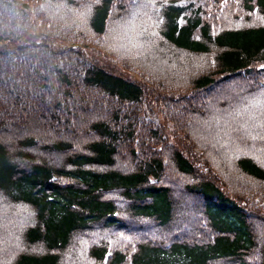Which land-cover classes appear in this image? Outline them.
Wrapping results in <instances>:
<instances>
[{
	"label": "trees",
	"instance_id": "1",
	"mask_svg": "<svg viewBox=\"0 0 264 264\" xmlns=\"http://www.w3.org/2000/svg\"><path fill=\"white\" fill-rule=\"evenodd\" d=\"M0 228V264H264V0H0Z\"/></svg>",
	"mask_w": 264,
	"mask_h": 264
},
{
	"label": "rangeland",
	"instance_id": "2",
	"mask_svg": "<svg viewBox=\"0 0 264 264\" xmlns=\"http://www.w3.org/2000/svg\"><path fill=\"white\" fill-rule=\"evenodd\" d=\"M112 68H111V70H113L115 73H118V74H120L121 76H123V77H126V78H130V79H134L135 77H137V75L136 74H138V71H135V70H128L126 67H127V65H123V66H116V65H113V66H111ZM194 97V96H193ZM197 100V98H194L193 99V102H195ZM153 124H156V122L152 119V121H151ZM162 123V128H160L159 127V129L158 130H160L161 131V133L162 134H165L166 135V138H167V140L169 141H172V142H175L174 141V137H172L171 136V130H168L167 129V126H165L164 124H163V122H161ZM176 145H179V147L181 146V143H180V139H177V141H176ZM181 180H184L186 183H190L191 181H193L195 178L194 177H192V178H190V177H181L180 178ZM19 206H21V205H19ZM22 207H18V209H21ZM11 211H13V213H15V209L14 208H12L11 209ZM26 211V209H24V212ZM26 214V216H24V217H27L28 218V221L30 220V216L29 215H27V213H25ZM23 217V216H22ZM4 228V227H3ZM136 233H138V232H136ZM7 233H4V231H3V229L2 228H0V242L1 243H4V242H14V243H19L20 245H22V246H25V243L22 241V239L20 240V239H18V238H16L17 237V234H13V235H9V236H7L6 235ZM86 234H88V235H86L87 237H86V239L87 240H91V241H96L98 238H99V235H100V230L98 229V228H91V229H89L88 230V232H86ZM141 235V234H140ZM139 235V236H140ZM144 235H146V234H144ZM157 235V234H156ZM133 236V235H132ZM104 239H105V236L103 235L102 236ZM120 241H121V239H120ZM72 246L73 245V247L71 248V250L73 251V252H75V254L77 255V257L79 258V255L82 253V252H84L85 251V249H83L84 247V244L79 240V239H76V238H71V240H70V242H69V246ZM3 249V252H5L4 250H5V248H2ZM28 251H30V252H36V248H35V246H29L28 247ZM109 253H108V251H107V253H106V255H108ZM11 255H13V253H9V255H8V258H7V260L10 258V256ZM10 261V260H9ZM9 263V262H8Z\"/></svg>",
	"mask_w": 264,
	"mask_h": 264
}]
</instances>
